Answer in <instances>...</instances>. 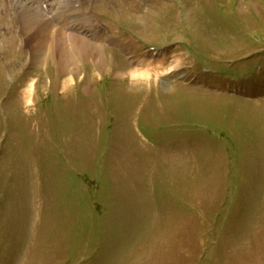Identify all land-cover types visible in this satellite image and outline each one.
<instances>
[{
	"label": "rangeland",
	"instance_id": "1",
	"mask_svg": "<svg viewBox=\"0 0 264 264\" xmlns=\"http://www.w3.org/2000/svg\"><path fill=\"white\" fill-rule=\"evenodd\" d=\"M29 1L0 0V264H264V0L89 2L104 47L38 65Z\"/></svg>",
	"mask_w": 264,
	"mask_h": 264
},
{
	"label": "bare ground",
	"instance_id": "2",
	"mask_svg": "<svg viewBox=\"0 0 264 264\" xmlns=\"http://www.w3.org/2000/svg\"><path fill=\"white\" fill-rule=\"evenodd\" d=\"M37 1L39 2V0ZM37 1H29L30 6L33 7H31L32 10H30V13L27 16L21 14H18L17 16V21H20V23H18L20 26V31L25 33V35H28V38L30 37L29 41L31 39L30 42H32V45L34 46V51L31 54V59L33 60L34 64H40L47 58L46 56L54 58L56 62H68L70 60V55L68 54L69 52H67V47H72L73 49L74 47L80 48L82 46L81 42H86L85 40H87V42L89 40L91 42H94L96 45L103 46L104 34L102 30L100 28H97L96 24L91 21L93 20L92 18L94 12L85 9L87 3H94L96 2V0H57V2L64 1L66 3L65 10L67 13H70L71 16L67 17L66 20L62 15V7L51 6V4L56 6L57 2H42L46 4L45 8H41L38 10L35 9L34 6ZM37 3L35 5H37ZM7 4H9L8 0L1 3L3 12L6 11L9 7L7 6ZM20 5L25 6V4L23 3H20ZM83 8L84 17L85 13H89L88 22L86 21V18H83L81 20L82 15L80 12L83 11ZM75 19H78V22L80 24H77ZM81 21L83 24H81ZM85 30H88L89 32L85 33ZM81 32H84L83 36L85 37L80 35ZM32 34L36 35L34 36ZM74 34L79 37H76ZM80 37L84 38L85 40ZM60 41L63 43H61ZM89 46L93 47V45ZM139 69L142 68L140 67ZM71 80H74L73 76ZM29 93L30 91H28L24 96L25 99Z\"/></svg>",
	"mask_w": 264,
	"mask_h": 264
}]
</instances>
